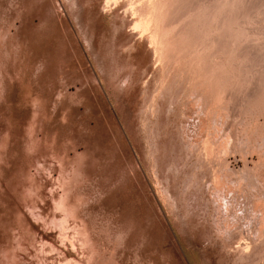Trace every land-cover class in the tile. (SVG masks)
I'll use <instances>...</instances> for the list:
<instances>
[{
	"label": "rangeland",
	"instance_id": "374dc122",
	"mask_svg": "<svg viewBox=\"0 0 264 264\" xmlns=\"http://www.w3.org/2000/svg\"><path fill=\"white\" fill-rule=\"evenodd\" d=\"M89 256L264 264V0H0V264Z\"/></svg>",
	"mask_w": 264,
	"mask_h": 264
},
{
	"label": "bare ground",
	"instance_id": "6f19581e",
	"mask_svg": "<svg viewBox=\"0 0 264 264\" xmlns=\"http://www.w3.org/2000/svg\"><path fill=\"white\" fill-rule=\"evenodd\" d=\"M152 1H155V0H152ZM155 8H156V7H155ZM150 14H151V13H150ZM153 16H154V15H153ZM166 16H167V15H166ZM149 18H150V17H149ZM153 19H154V18H153ZM153 21H154V20H153ZM153 21H152V22H153ZM159 21H160V20H159ZM155 23H156V21H155ZM143 24H144V22H143ZM154 26H156V25H154ZM163 27H165V26H163ZM156 28H157V27H156ZM161 28H162V27H161ZM157 29H158V28H157ZM155 30H156V29H155ZM158 33H159V32H158ZM223 144H224V143H223ZM60 176H61V175H60ZM61 178H62V177H61ZM63 179H66V178H64V176H63V178H62V183H64V182H63V181H64ZM67 181H68V180H66L65 183H69V182H67ZM62 183L60 184L61 186H62ZM69 184H70V183H69ZM71 184H72V183H71ZM66 185H67V184H66ZM72 185H73V184H72ZM72 185H71V187H72ZM68 186H69V185H67V187H68ZM215 186H216V185H215ZM225 186H226V185H225ZM63 187H64V186H63ZM65 187H66V186H65ZM65 187H64V188H65ZM71 187H70V188H67V189H70V190H71ZM61 189H62V188H61ZM67 189L65 188L64 190H67ZM73 189H74V188H73ZM65 192H66V191H65ZM65 192L63 191V193H65ZM61 194H62V193H61ZM61 194H60L59 196H61ZM67 194L70 195V196H69V198H70V197H71V194L68 192V190H67ZM67 196H68V195H67ZM218 196H220V195H218ZM73 197H74V195H73ZM220 197H221V196H220ZM65 199H66V196H65V194H64V195H62L60 198H58L57 206H56V204H55V206H56L57 209L60 207V208H59L60 211H61L60 213H62V211H63V215H64L62 219H61V218L58 219V220H59V222H58L59 225L57 224V226L60 227V231H61L62 233L65 232V230H66V228H67V225H66V222H67L66 219H67V217H70V218H68V219L71 220V216H72V214L74 213V212H72V211H73V210H74V211H77V209H76L77 207H75L76 210H75V209H73V210L70 209V207L72 208V206H71L72 204H71V203H70L71 205L69 204L70 207L68 208V206L66 205V203H67L66 201H68V199H66V200H65ZM70 199H71V198H70ZM70 199H69V200H70ZM77 199H78V198H77ZM219 199H221V198H219ZM219 199H218V200H219ZM79 200H80V199H79ZM79 200H78V201H79ZM214 200H215V199H214ZM55 202H56V200H55ZM217 202H218V201H217ZM220 202L222 203V201H220ZM215 203H216V202H215ZM78 204H79V203H78ZM78 204L76 203L75 205L78 206ZM215 205H216V204H215ZM225 205H226V204H225ZM227 205H228V204H227ZM58 206H59V207H58ZM80 206H81V205H80ZM217 207H220V206H217ZM229 207H230V206H229ZM229 207H228V208H229ZM73 208H74V207H73ZM80 208H81V207H80ZM59 209H58V210H59ZM220 209H222V208H220ZM71 210H72V211H71ZM227 210H228V209H227ZM228 211H229V210H228ZM78 212H79V211H78ZM218 212H219V211H218ZM226 212H227V211H226ZM76 213H77V212H76ZM79 213H80V212H79ZM227 213H228V212H227ZM74 214H75V213H74ZM74 214H73V215H74ZM219 214H220V213H219ZM219 214H218V215H219ZM75 215H76V214H75ZM216 216H217V215H216ZM74 217H77V216H74ZM74 217H72V219H73ZM220 217H221V216H220ZM224 217H225V216H224ZM226 217H227V216H226ZM55 219H56V218H54L53 221H55ZM74 219H75V218H74ZM56 220H57V219H56ZM74 221H75V220H74ZM78 221H80V218H79ZM220 221H221V220H220ZM56 222H57V221H55V223H56ZM82 222H83V219L81 220V222L76 223L75 225L72 223V224L74 225V227H71V228H73V229H71V231L73 230V232H74V234H73L74 239L76 238V239L78 240V242L82 245V247L84 246V247H86V249H87V247H89L90 245H93V244H90V242H91L92 238H94V237H90L92 234H91V235L88 234V233H90V232H89L90 230L88 231V229H87L88 232L86 231V228H87V227H86V224H87V223L84 224V223H82ZM51 223H52V220H51ZM55 223H54V225L56 226ZM69 223H71V222L69 221ZM218 223H219V222H218ZM73 225H72V226H73ZM83 225L85 226V228H84ZM69 226H70V225H69ZM69 228H70V227H69ZM58 231H59V230H58ZM66 231H67V230H66ZM71 231H70V232H71ZM61 232H60V233H61ZM73 232H72V233H73ZM63 234H64V236H63ZM63 234H62V236L65 237V234H66V233H63ZM60 235H61V234H60ZM71 237H72V234H71ZM66 239H67V238H66ZM68 239H69V238H68ZM63 240H64V239H63ZM69 241H70V240H69ZM71 241H72V238H71ZM92 242L95 243L94 239L92 240ZM92 242H91V243H92ZM70 243H71V242H70ZM74 243H75V242H74ZM71 245H72V247H73V244H71ZM75 245H76V243H75ZM95 246H96V245H95ZM79 247H81V246H79ZM93 248H94V247H92V249H91V247H90L91 250H93ZM80 249H81V248H80ZM86 249H85V252H84V253L87 254L88 250H86ZM88 249H89V248H88ZM90 249H89V252H90ZM95 249H96V247H95ZM95 249H94L93 251H94L95 254H96V253H98V252H96ZM96 250H97V249H96ZM83 251H84V249H83ZM83 251H82V252H83ZM89 252H88V254H89ZM91 252H92V251H91ZM94 252H92V253L94 254ZM92 253H91V254H92ZM88 254H87V255H88ZM93 254H92V255H93ZM95 254H94V256H95ZM85 257H87V256H85ZM91 257H93V256H91ZM98 257H99V256H98ZM6 258H7V257H6ZM9 258H10V257H9ZM78 258H80V257H78ZM89 258H90V256L88 257V260H90ZM65 259H66V258H65ZM80 259H81V258H80ZM83 259H84V257H83ZM91 259H92V258H91ZM94 259H95V258H94ZM11 260H12V258H11ZM74 260H75V259H74ZM78 260H79V259H78ZM78 260H77V261H78ZM84 260H85V259H84ZM88 260H86V262H88ZM92 260H93V259H92ZM65 261H67V260H65ZM65 261H64V262H65ZM77 261H75V262H77ZM97 261H98V259H97ZM97 261H96V262H97ZM64 262H63V263H64ZM72 262L74 263V261H72ZM78 262H82V263H83L84 261L81 260V261H78ZM96 262H95V263H96ZM63 263H62V264H63ZM67 263L69 264L68 261H67ZM67 263H66V264H67ZM84 263H85V262H84ZM89 263L91 264V260H90ZM9 264H12V263H9ZM64 264H65V263H64ZM70 264H71V263H70ZM76 264H77V263H76ZM79 264H80V263H79ZM92 264H93V261H92Z\"/></svg>",
	"mask_w": 264,
	"mask_h": 264
}]
</instances>
